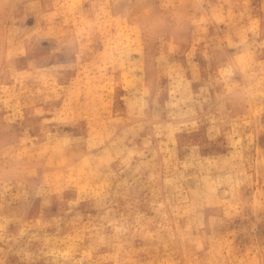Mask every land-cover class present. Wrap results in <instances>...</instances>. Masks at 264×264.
Segmentation results:
<instances>
[{
	"label": "rangeland",
	"instance_id": "374dc122",
	"mask_svg": "<svg viewBox=\"0 0 264 264\" xmlns=\"http://www.w3.org/2000/svg\"><path fill=\"white\" fill-rule=\"evenodd\" d=\"M0 261L264 264V0H0Z\"/></svg>",
	"mask_w": 264,
	"mask_h": 264
},
{
	"label": "bare ground",
	"instance_id": "6f19581e",
	"mask_svg": "<svg viewBox=\"0 0 264 264\" xmlns=\"http://www.w3.org/2000/svg\"><path fill=\"white\" fill-rule=\"evenodd\" d=\"M83 1V0H82ZM81 2V1H80ZM94 2V1H93ZM16 4V3H15ZM14 4V5H15ZM66 4V3H65ZM114 4V3H113ZM112 4V5H113ZM12 5V4H11ZM68 5V4H67ZM92 5V4H91ZM111 5V4H110ZM11 7V6H10ZM68 7V6H67ZM75 7V6H74ZM72 8V7H71ZM70 8V9H71ZM76 8V7H75ZM94 8V7H93ZM90 10V9H89ZM89 12V11H88ZM91 14V13H90ZM114 14V13H113ZM85 17V16H84ZM87 17V16H86ZM70 18V17H69ZM76 18V17H75ZM81 18H83V17H81ZM84 21H85V19H84ZM74 38V37H73ZM76 38V37H75ZM13 53V52H12ZM12 56V55H11ZM244 87V86H243ZM257 88V87H256ZM252 89H254V88H252ZM238 90H240V89H238ZM237 91V90H236ZM257 91V90H256ZM233 92H235V91H233ZM239 92V91H238ZM240 93V92H239ZM230 94V93H229ZM237 94V93H236ZM234 95V94H233ZM238 95V94H237ZM227 96V95H226ZM258 97V96H257ZM247 101V100H246ZM245 101V102H246ZM192 110H194V108L192 109ZM234 111V110H233ZM224 113V112H223ZM195 114V113H194ZM254 114V113H253ZM255 115V114H254ZM227 118V117H226ZM89 121V120H88ZM232 121V120H231ZM230 121V122H231ZM235 121H237V120H235ZM230 122H229V124H230ZM242 122V121H241ZM240 122V123H241ZM91 123V122H90ZM93 123V122H92ZM224 123H225V121H224ZM29 124V123H28ZM45 125H46V123H44ZM237 125H238V123H237ZM217 127V126H216ZM238 128V127H237ZM26 129V128H25ZM217 129V128H216ZM239 129V128H238ZM257 130V129H256ZM259 130V129H258ZM27 132V131H26ZM33 132H34V130H33ZM220 132V131H219ZM253 132V131H252ZM95 133V132H94ZM98 133H100V132H98ZM89 134V133H88ZM101 134V133H100ZM62 136V135H61ZM61 136L59 137V138H61ZM84 136V135H83ZM89 136H90V134H89ZM102 136V135H101ZM65 138H66V136H64ZM70 137H71V135H70ZM77 137V136H76ZM97 137V136H96ZM99 137V136H98ZM88 139H90V138H88ZM91 139H93V138H91ZM96 139V138H95ZM91 141V140H90ZM95 140H93V141H91V143H93ZM87 142H89V141H87ZM101 143V142H100ZM103 143V142H102ZM101 143V144H102ZM105 143V142H104ZM114 143V142H113ZM96 144V143H95ZM98 144V143H97ZM11 145V144H10ZM49 145V144H48ZM53 145V144H52ZM58 145V144H57ZM61 145V144H60ZM106 145V144H105ZM30 146V145H29ZM91 146V145H90ZM95 146V145H94ZM100 146V145H99ZM41 147V146H40ZM44 147V146H43ZM93 147V146H92ZM96 147V146H95ZM109 147V146H108ZM103 148V147H102ZM39 149V148H38ZM42 150V149H41ZM65 150H67V149H65ZM102 150V149H101ZM110 150V149H109ZM156 150V149H155ZM85 151V150H84ZM28 152H30V151H28ZM33 152V151H32ZM38 152V151H37ZM83 155V154H82ZM85 155V154H84ZM98 155H99V153H98ZM109 155H110V152H109ZM53 156V155H52ZM100 156V155H99ZM113 156V155H112ZM158 156V155H157ZM26 158V157H25ZM43 158V157H42ZM51 158V157H50ZM58 158H59V155H58ZM71 158V157H70ZM90 158H91V156H90ZM101 158V157H100ZM113 158V157H112ZM158 158V157H157ZM30 159V158H29ZM117 159V158H116ZM27 160V159H26ZM112 160H114V159H112ZM31 161V160H30ZM156 161V160H155ZM159 161V160H158ZM262 161V160H261ZM87 162V161H86ZM88 162H89V160H88ZM24 164V163H23ZM33 164V163H32ZM31 164V165H32ZM73 164H74V162H73ZM77 164V163H76ZM28 165H30V164H28ZM27 165V166H28ZM72 165V164H71ZM89 165H90V163H89ZM39 166V165H38ZM84 166H85V164H84ZM92 166V165H91ZM127 166V165H126ZM79 167V166H78ZM86 167H87V165H86ZM125 167V166H124ZM24 168V167H23ZM26 168V167H25ZM31 168V167H30ZM93 168V167H92ZM51 169V168H50ZM49 170V169H48ZM163 170V169H162ZM46 172V171H45ZM77 174V173H76ZM101 174H102V172H101ZM169 174H171V173H169ZM224 175V174H223ZM46 176V175H45ZM80 177V176H79ZM168 177V176H167ZM241 177V176H240ZM26 178V177H25ZM29 178V177H28ZM166 178V177H165ZM232 178V177H231ZM84 179V178H83ZM164 179V178H163ZM163 179H162V181H163ZM209 179V178H208ZM216 179H217V177H216ZM216 179H214L215 181H216ZM234 179V178H233ZM240 179V178H239ZM243 179H244V176H243ZM167 180V179H166ZM172 180V179H171ZM175 180V179H174ZM179 180V179H178ZM218 180V179H217ZM230 180V179H229ZM180 181V180H179ZM34 182H36V180L34 181ZM229 182V181H228ZM94 183V182H93ZM163 183L164 184H166L164 181H163ZM182 183V182H181ZM164 184H163V186H164ZM216 184V183H215ZM228 184V183H227ZM235 184V183H234ZM97 185V184H96ZM176 185V184H175ZM210 185V184H209ZM87 186V185H86ZM98 186V185H97ZM166 186V185H165ZM168 186V185H167ZM194 186V185H193ZM82 187V186H81ZM94 187V186H93ZM182 187V186H181ZM83 188V187H82ZM178 188V187H177ZM230 189V188H229ZM164 190H166V188H164ZM184 190H186V189H184ZM157 191H158V189H157ZM167 192H169V191H167ZM167 192H165V193H167ZM98 193V191L96 192V194ZM156 193V192H155ZM160 193V192H159ZM184 193V192H183ZM166 195V194H165ZM181 195H182V193H181ZM157 196V195H156ZM167 196V195H166ZM170 196V195H169ZM172 197V196H171ZM180 198V197H179ZM166 199H168V198H166ZM187 199V198H186ZM211 200V199H210ZM210 200H208V201H210ZM160 201H162V200H160ZM170 201H171V199H170ZM97 202V201H96ZM139 202V201H138ZM177 203V202H176ZM172 204V203H171ZM189 204H190V202H189ZM210 204V203H209ZM213 204V203H212ZM211 204V205H212ZM159 205H160V203H159ZM175 205V204H174ZM173 205V206H174ZM191 205V204H190ZM172 206V205H171ZM178 206V205H177ZM197 206V205H196ZM191 207V206H190ZM193 207V206H192ZM170 209V208H169ZM15 210V209H14ZM177 210H178V208H177ZM16 211V210H15ZM191 211V210H190ZM191 212H193V211H191ZM210 212V211H209ZM208 213V212H207ZM223 213V212H222ZM121 215V214H120ZM214 215V214H213ZM47 216V215H46ZM51 216V215H50ZM191 216V215H190ZM209 216V215H208ZM23 217V216H22ZM25 217V216H24ZM49 217V216H48ZM118 217V216H117ZM159 217V216H158ZM219 217V216H218ZM47 218V217H46ZM141 218V217H140ZM209 218V217H208ZM221 218V217H220ZM47 219H49V218H47ZM109 219V218H108ZM162 219V218H161ZM170 219V218H169ZM20 220V219H19ZM28 220H29V218H28ZM110 220V219H109ZM117 220H118V218H117ZM141 220V219H140ZM177 220V219H176ZM55 221V220H54ZM53 221V222H54ZM175 221V220H174ZM111 222V221H110ZM22 225V224H21ZM33 225V224H32ZM60 226V225H59ZM62 226V225H61ZM20 227V226H19ZM23 227V226H22ZM135 227V226H134ZM98 228V227H97ZM131 228V227H130ZM22 232V231H21ZM62 232V231H61ZM131 233V232H130ZM44 234H45V232H44ZM53 234V233H52ZM66 234V233H65ZM18 235V234H17ZM51 235V234H50ZM58 235V234H57ZM128 235V234H127ZM46 236H48V235H46ZM49 237V236H48ZM59 237V236H58ZM130 237V236H129ZM53 238V237H52ZM110 238V237H109ZM129 239V238H128ZM6 241V240H5ZM6 243H8V242H6ZM6 243H4L5 245H6ZM126 243V242H125ZM97 244V243H96ZM9 246V245H8ZM97 246V245H96ZM9 249V248H8ZM117 249V248H116ZM7 250V249H6ZM5 254V253H4ZM214 254V253H213ZM5 257H6V255H4ZM29 256V255H28ZM223 256V255H222ZM211 257V256H210ZM5 259V258H4ZM59 259V258H58ZM63 259V258H62ZM62 259H61V261H62ZM66 259V258H65ZM60 260V259H59ZM56 261H58V260H56ZM1 262V261H0ZM107 262V261H106ZM115 262V261H114ZM55 263V262H54ZM255 263V262H254ZM254 263H252V264H254ZM257 264H258V262H256ZM57 264V263H56ZM97 264H98V262H97ZM104 264V263H103Z\"/></svg>",
	"mask_w": 264,
	"mask_h": 264
}]
</instances>
